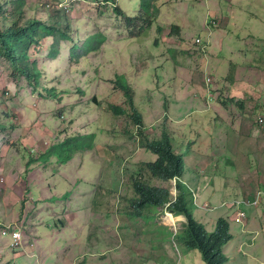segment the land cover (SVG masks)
<instances>
[{"label":"rangeland","instance_id":"374dc122","mask_svg":"<svg viewBox=\"0 0 264 264\" xmlns=\"http://www.w3.org/2000/svg\"><path fill=\"white\" fill-rule=\"evenodd\" d=\"M0 1L9 11L13 9V0ZM261 1L157 0L153 22L148 25L136 16L143 13L141 0H117V6L134 20L132 24L115 12L113 3L104 5L101 0H25L29 18L49 24L62 18V26L69 24L78 49L89 37L98 36L99 42L80 51L78 57L72 56L74 41L69 38L50 36L35 45L31 60L39 70L37 86L23 76H14L10 64L0 57V123L6 127L0 130V228L3 231L14 224L21 230L18 247L0 237V264H81L75 262L82 255L78 254L80 248L64 247L65 243H73L81 235L84 244L108 242L118 236V229L107 227L108 217L124 210L121 199L133 198L128 195L129 184L141 163L155 159L142 146L146 136H137L131 118L115 117L108 111L109 104H125L123 91L115 84L118 77H125L133 89L134 104L151 131L149 139L158 138L167 127L176 137V152H184L190 140L187 166L199 176L200 190L188 168L183 181L192 189L202 222L206 226L212 223L214 215L208 213L214 212L205 205H219L226 199L224 192L236 183L232 165V173L224 179L231 163L228 152L234 153L238 142L253 144L257 167L264 168V122L257 123L258 111L247 119L239 118L235 94H226L219 86L223 79H234L236 72L228 60L227 37L216 40L224 27L226 36L241 27L231 43L239 47L252 41L240 43L246 28L242 25L258 23L250 24L251 20L241 16L248 17V10H260ZM245 2H250L246 9ZM230 14L229 20L222 19ZM211 19L215 24H208ZM196 36H211L209 50L215 58L193 43ZM52 50L57 51L54 57L50 56ZM239 55L231 58L237 60ZM205 72L212 76L209 92L203 81ZM52 90L55 96L48 93ZM263 92L259 101L264 105ZM219 103L224 107L216 108ZM259 112L264 114V110ZM251 131L259 134L258 139L247 137ZM71 135H93V147L75 154L66 164L36 160ZM30 159L34 162L27 166ZM154 183L177 195L175 180ZM94 185L96 195H92ZM209 189L215 195L206 198L208 201L194 196ZM94 196L97 203L89 205ZM162 212L157 210L155 222L162 221ZM146 221L152 224L147 223L144 234L151 235L149 247L157 256L150 248L136 253L134 256L144 258L142 264L159 259L158 255L167 257L161 261L169 260V264H204L196 249L183 256L175 234L153 231L154 219L146 218L130 231L139 232ZM174 222L171 227L177 232L184 229L186 219L174 216Z\"/></svg>","mask_w":264,"mask_h":264},{"label":"trees","instance_id":"16d2710c","mask_svg":"<svg viewBox=\"0 0 264 264\" xmlns=\"http://www.w3.org/2000/svg\"><path fill=\"white\" fill-rule=\"evenodd\" d=\"M101 1L104 5L113 3L114 10L119 16L125 17L129 24L134 22L124 10L117 6V0ZM141 1L143 13L139 16V19L150 25L153 22L154 15L152 9L157 8V0ZM10 4L13 6L11 11L8 10L5 3L0 1V57L10 64L14 76H23L29 83H34L36 86L39 85V70L36 65L37 62L34 59L31 60V52L35 45L41 44L50 36H56L58 40L69 38L71 41H74L71 46L72 56L75 54L78 57L80 51L86 52L89 48H93V42H99L98 36L89 37L84 40L81 49H78L76 39H73L71 36L70 25L67 24L66 27L62 26V18L57 19L54 24H49L47 21L29 18L25 11V0H13ZM9 21L11 24L7 26ZM56 52L52 50L50 56L54 57ZM115 84L123 91L125 104H109L108 111L115 117L128 115L136 127L137 136H146L145 141L141 142L142 146L147 152L155 156L153 161L141 163L137 174L132 177V181L129 184L130 194L128 195L134 196L128 200V203H133V205L137 203L135 215L141 216L143 212H156L158 208H162L175 216L185 217L186 223L184 224V229L178 231L176 234V240L180 244L184 256H188L192 250L196 249L199 251L198 254L201 255L204 264H227L228 257L225 253V247L233 238L230 221L226 217H220L212 220V223H214L213 227L209 228L206 226L201 220V215L196 213L197 205L194 204L193 197L191 196L192 189H189V185L183 181L185 169L188 168L184 157L188 156V151L192 146L191 142H188L184 151L185 153L183 151L176 152V139L167 127L162 130L158 138L149 139L148 134L151 131L145 127L143 115L134 104L133 89L128 85L125 77H118ZM48 93L55 96L53 90ZM126 106L128 109L125 108ZM5 128L0 123V130H4ZM92 138L93 135H71L63 141L51 145L43 153L39 154L36 160L39 162H49L55 159L59 164H66L74 158L75 154L91 149L93 147ZM33 162L34 160L30 159L27 166ZM188 169L190 173L194 172L192 169ZM174 179L176 180L175 187L178 191L176 197L165 186L154 183H167ZM197 186L196 190H200V181L197 182ZM190 196L191 200L187 199ZM194 196L203 201L204 195ZM95 203L97 202L94 201ZM260 205H264V199L261 200L258 206ZM126 206L127 203H125L124 207ZM263 216L264 206L260 223ZM163 228V226H156L154 229L163 231ZM2 229L0 228V237L9 241V244L11 243L13 246V234L18 230L21 231L20 228L14 224L6 225L4 229L7 231L6 235L3 234ZM260 235L261 238H264L262 233ZM104 254L106 253H100V255ZM166 258L156 259V262L159 264L165 262L166 264L167 260L161 261Z\"/></svg>","mask_w":264,"mask_h":264},{"label":"crops","instance_id":"0c3cea01","mask_svg":"<svg viewBox=\"0 0 264 264\" xmlns=\"http://www.w3.org/2000/svg\"><path fill=\"white\" fill-rule=\"evenodd\" d=\"M247 3L249 4L250 2H245L244 4H242L245 9ZM245 17L246 20H251L250 24H252L253 22H257L258 24L254 26L242 25L246 28L242 29V32H244V34L239 36L240 43L248 42L249 39L252 41H249L244 46L239 47L231 43V37L234 35V33L238 32L241 27H238L239 30L233 29L230 34H227V36L225 33L227 27H224V32H219L216 40L219 41V39L227 37V53L230 55L228 60L233 65L236 72L234 79H231L230 82H228L226 79H223V81L219 83V86L222 85V87L225 89L224 93L227 94L229 91L232 92V96H234L235 94V98L232 97L233 103H237L239 106V110L236 112V115L239 116V118L247 119L253 114L254 111H258L257 115L264 116V114L259 112L264 110V105L259 101L264 88V69H262L264 62V44H261L264 43V0L261 1L260 10H248V17L241 16V18ZM229 18H231V14L227 15L226 17L222 16V19L229 20ZM253 39H257V43H254ZM238 53L240 54L239 58L237 60H233L231 57H234V55ZM210 55L213 58L216 57L214 56V54L210 53ZM219 63V61H216V64ZM215 107L220 109L223 108L224 105L222 103H219L215 105ZM221 117L224 118V115H221ZM245 128L246 127L244 126L242 131L239 128L241 133L244 132ZM258 135L259 134L255 131H251L249 132L247 137L253 140L256 138L258 139ZM174 138L176 139L175 136ZM242 147H245V149H241ZM253 151V144H248L247 146L242 142H238L235 152H231V154L228 152V155H231L230 157H228L231 163L227 166L228 169L225 172L224 179L226 178L228 172L231 171L230 166L232 165L234 167L232 170L236 175V183L234 185H231V187H229V189L224 192V195H226L225 200H223L222 202L220 201L221 203L219 205L218 202L216 204L218 206L213 205L214 209L210 211H213L214 213H208L210 215H214H211L212 220H216L220 217H226L231 223V234L233 238L225 247V253L228 257L227 264H246L247 262H249V264H264V238H261V235H259L254 240H251L252 232L258 230L261 226L260 218L264 205H257V207L240 205L239 210L242 211L245 215L242 223H239L237 212L233 207L222 205L223 203H231L235 198L252 200L253 192L257 188L263 187L264 168L262 166L260 168L259 165L257 167V161L255 159L256 153L254 154ZM187 159V156H185L184 160L186 164ZM261 159L262 162H264V156L262 154ZM192 173H190V175L195 177V179H197L199 182V176ZM78 195L81 194L78 193ZM204 195L205 196L202 200L208 201L206 200V198L210 199L211 197H214L215 194L212 193L209 189L208 191L205 190ZM155 213H157V211ZM160 225L163 226L160 222L156 223V226ZM213 226L214 223L208 224L209 228ZM79 233L80 232H78L77 234L80 235ZM75 237H77V239ZM75 237L74 239L76 241L70 244L65 243L64 247L68 245L77 246L78 248H80L78 253L83 252L84 249H87V251H93V253L99 252L98 243H87V247H85V244L82 242L83 237L80 236L81 239H79L78 236ZM126 240H129V242ZM142 243L144 242H133L129 237H124V242L122 244L116 243L114 247L109 249L107 258L108 264H133L134 255L137 252L142 253L146 251V249H144V247L142 246ZM158 248L162 249V247L159 246ZM135 250H137V252H135ZM150 250L151 252L153 251L155 253V249L150 248ZM136 257L137 259L135 260V264H142L145 261L143 260L144 258H141L140 254ZM158 258H161L160 255H158ZM49 260L51 259L49 258ZM89 261L91 262V264H103V262L97 259L96 256H92ZM147 263L159 264L156 262V259H152L150 262H148L147 259ZM163 264H165V262H163ZM166 264H169V260Z\"/></svg>","mask_w":264,"mask_h":264},{"label":"clouds","instance_id":"9594fccd","mask_svg":"<svg viewBox=\"0 0 264 264\" xmlns=\"http://www.w3.org/2000/svg\"><path fill=\"white\" fill-rule=\"evenodd\" d=\"M141 7H142V1H141ZM140 15H141V13H137L136 14L137 17H139ZM208 24H215V22H214V20L211 19L210 21H208ZM193 43L195 45H198L200 50L203 53L204 52H207L206 54L211 53V51L209 50V45L211 44V36H210V38L209 37L202 38L201 36H196V38L194 39ZM206 78L210 79L208 83H206ZM211 78H212V76L208 75L205 72L203 81H204L205 88H206V90L208 92L210 91L209 85L211 83ZM210 95H211V93H210ZM133 99H134V96H133ZM208 101H209V99H208ZM259 116H261L263 118V121L261 122V123H263L264 122V116L263 115H257L256 116V121H257V118ZM257 123H259V122L257 121ZM261 123H259V124H261ZM95 189H96V186L93 188L92 195H96ZM174 197H176V196H174ZM95 198L96 197L94 196L92 199H90V201H92V202L89 203V205L94 204V199ZM95 201L97 202L98 199H95ZM121 202L125 205V203H128V200L121 199ZM136 204L133 205V203H129V205L127 207H124V210H120L119 213L115 214L113 217L109 216L108 217V224H106L104 222L107 225V227H110V228H113V229H118V233H117L118 236L117 237L115 236L113 239L109 240L108 242H103V243L100 242L99 243V252H97V253L96 252L93 253V251H87V249H84L83 252H80V253H82L81 256H79V257L76 256L75 257L76 258L75 262H81V264H91L89 259L92 256H96L97 259H99L101 262H103V264H108V262H107L108 253H106L104 255H101V256L99 254L102 253V252H109V249L114 247V245L116 243L117 244H122L124 242V237H126V236L129 237L133 242H136V241L144 242V243H142V246L144 247V249L149 248V241L151 239V235L150 234H144V231L147 229V223L151 225L152 221H149V222L146 221V224L144 225V228L142 230H140L139 232H131L130 228H131V226H133V225H135L137 223H140L141 221H143L146 218L147 219H154L153 223L156 224L157 223V222H155L156 213H155V211L154 212H147L146 211V212H143L141 214V216H136L135 215L136 214V212H135ZM211 207H214V206H211ZM205 209L210 211L208 208H205ZM166 211H167L166 209H163L162 221L160 222L164 226V230L163 231L166 232V233L171 232L172 234L176 235L178 231L174 232L172 227H171L173 224L166 220V216H167V214H169L172 217V219H173V223H175L174 222V216L175 215H173L169 211L168 212H166ZM237 216H238V214H237ZM175 217H177V216H175ZM242 220L239 221V217H238L239 223H242ZM261 227H262V225H261ZM261 227H259V229ZM81 236L83 237V235H81ZM117 238H118V240H117ZM87 243H92V242H87ZM87 243H85V247H87ZM135 252H137V250H135ZM80 253H78V254H80ZM136 259H137V257L134 256V262H135Z\"/></svg>","mask_w":264,"mask_h":264},{"label":"built area","instance_id":"2783aa9c","mask_svg":"<svg viewBox=\"0 0 264 264\" xmlns=\"http://www.w3.org/2000/svg\"><path fill=\"white\" fill-rule=\"evenodd\" d=\"M209 80H210L209 78H206V83H208ZM257 121L259 123H261L263 121V118L261 116H259L257 118ZM253 195H254V198H252L253 204H255L254 207H257L256 202L259 200L260 196H264V186L262 188H257L253 192ZM248 202H249V200L242 199L241 202H237V201L234 200L231 203H228V204L227 203H223L222 205L223 206L227 205V206L233 207L236 210L237 214H238L239 221H241L245 217V215H244V213L242 211L239 210V206L240 205H245ZM207 207H208L209 210H213L214 209V207H209L208 205H205V208H207ZM261 225H262V227L260 229H258L257 231H253L252 232V238H251V240H254L261 233L264 235V216H263ZM19 232L20 231L18 230L16 232H14V234H13V246L14 247H17L19 245V243H20V238H21V235L20 234H21V232L20 233ZM3 234L6 235L7 234V231L6 230H3Z\"/></svg>","mask_w":264,"mask_h":264},{"label":"bare ground","instance_id":"6f19581e","mask_svg":"<svg viewBox=\"0 0 264 264\" xmlns=\"http://www.w3.org/2000/svg\"><path fill=\"white\" fill-rule=\"evenodd\" d=\"M174 180H175V179H174ZM175 181H176V180H175ZM253 198H254V197H253ZM262 198H264V196H260L259 200L256 202V205H259V203H260V201H261ZM242 199H244V198L234 199V200L237 201V202H241ZM245 206H248V207H254L255 204H253V200H252V201L249 200V202H248L247 204H245ZM166 220H167L168 222H170V223H173V219H172V217H171L169 214H167V216H166ZM160 226H161V225H160ZM152 230L154 231L155 229L152 228Z\"/></svg>","mask_w":264,"mask_h":264}]
</instances>
